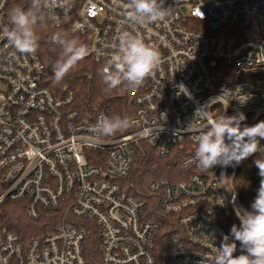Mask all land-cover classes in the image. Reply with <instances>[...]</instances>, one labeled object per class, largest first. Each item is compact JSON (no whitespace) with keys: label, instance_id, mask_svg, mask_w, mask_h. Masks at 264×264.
<instances>
[{"label":"built area","instance_id":"2783aa9c","mask_svg":"<svg viewBox=\"0 0 264 264\" xmlns=\"http://www.w3.org/2000/svg\"><path fill=\"white\" fill-rule=\"evenodd\" d=\"M124 3L56 0L44 9L54 26L86 40L87 58L100 70L121 31L138 33L161 53L153 75L126 87L134 106L130 131L97 140L90 129L107 115L82 118L70 94L53 95L38 52L21 54L4 36L11 24L7 0H0V206L19 203L30 219L52 225L28 240L0 229V264H157L161 224L146 218L144 202L122 186L138 141L162 158H178L174 180L149 183L163 211L177 216L173 264H213L223 235L240 223L236 209L250 210L232 183L237 166L202 171L194 137L207 124L196 110L222 87L234 91L233 99L226 112L213 101L209 118L243 112L248 126L264 120V0H164L170 15L146 28L127 21ZM92 230L98 260L86 254Z\"/></svg>","mask_w":264,"mask_h":264},{"label":"clouds","instance_id":"9594fccd","mask_svg":"<svg viewBox=\"0 0 264 264\" xmlns=\"http://www.w3.org/2000/svg\"><path fill=\"white\" fill-rule=\"evenodd\" d=\"M56 0H30L28 8L13 7L9 12L11 27H4L3 33L9 44L21 54H34L39 47L37 25L45 22L44 9ZM171 13V7H164V0H125L123 14L127 21L139 27H148L163 22ZM52 44L62 49L60 59L53 64L54 81L60 83L78 63L89 55L88 47L76 39L67 38V33H54ZM110 64L101 69V76L108 91L121 87H139L144 80L153 75L161 64L158 48L147 44L138 33L121 31L116 36ZM181 92L188 95L186 86L177 85ZM234 91L221 88L220 94L209 103L198 108L196 115L207 119L203 128L194 137L197 144L194 162L202 171H210L217 165L221 167L238 166L245 159L260 153L254 160L259 170L260 186L251 203V210L237 208L239 225L231 226L230 234L223 235L213 264H264V120L248 126L243 112L235 115H221L209 118L207 109L215 101L226 112ZM179 94V93H178ZM237 95H240L239 92ZM240 100V99H239ZM241 103H244L240 100ZM133 121L125 116H102L90 129L94 139H101L127 130ZM243 125V126H242ZM223 176V174H222ZM233 192V199L236 193ZM240 245V255L237 252Z\"/></svg>","mask_w":264,"mask_h":264},{"label":"trees","instance_id":"16d2710c","mask_svg":"<svg viewBox=\"0 0 264 264\" xmlns=\"http://www.w3.org/2000/svg\"><path fill=\"white\" fill-rule=\"evenodd\" d=\"M28 8L30 0H7L6 18L10 23L9 12L13 7ZM45 15V12H44ZM43 24L37 25L39 36L37 52L45 64L46 75L44 85L56 97L72 96L71 106L82 118H90L97 112H104L108 117L120 116L131 118L134 106L126 87L108 91L101 76L99 65L89 58L80 61L76 68L69 72L60 83L54 81L53 64L60 59L62 49L51 43L54 33H67V38L78 40L86 45V40L69 32L66 27H56L47 18ZM130 131L117 132L122 135ZM134 159L122 186L127 193L144 202V212L148 219L161 224L154 239V254L157 264H173L170 239L178 231L177 216L165 213L161 206L160 195L152 192L149 183L154 179L167 178L174 180L173 173L179 172L175 156L162 158L143 141L134 143ZM260 156L256 153L245 159L236 167L233 186L239 201L251 210V203L260 186L259 170L254 160ZM0 229L15 232L20 238L28 240L34 236L49 232L52 225L47 218L32 220L19 203L4 202L0 206ZM86 254L91 260H98L96 233L89 232L86 241Z\"/></svg>","mask_w":264,"mask_h":264}]
</instances>
